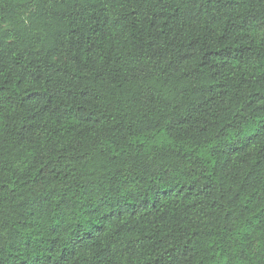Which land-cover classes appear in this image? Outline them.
Returning a JSON list of instances; mask_svg holds the SVG:
<instances>
[{
	"label": "trees",
	"instance_id": "16d2710c",
	"mask_svg": "<svg viewBox=\"0 0 264 264\" xmlns=\"http://www.w3.org/2000/svg\"><path fill=\"white\" fill-rule=\"evenodd\" d=\"M0 264H264V0H0Z\"/></svg>",
	"mask_w": 264,
	"mask_h": 264
}]
</instances>
